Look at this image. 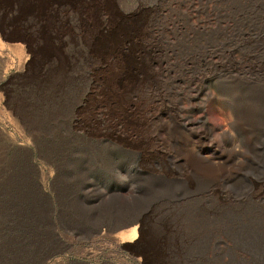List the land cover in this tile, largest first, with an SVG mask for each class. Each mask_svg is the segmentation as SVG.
I'll list each match as a JSON object with an SVG mask.
<instances>
[{"label":"rangeland","instance_id":"obj_1","mask_svg":"<svg viewBox=\"0 0 264 264\" xmlns=\"http://www.w3.org/2000/svg\"><path fill=\"white\" fill-rule=\"evenodd\" d=\"M114 9L154 59L130 127L85 96ZM39 24L0 6V264H264V0H82L56 83Z\"/></svg>","mask_w":264,"mask_h":264},{"label":"bare ground","instance_id":"obj_2","mask_svg":"<svg viewBox=\"0 0 264 264\" xmlns=\"http://www.w3.org/2000/svg\"><path fill=\"white\" fill-rule=\"evenodd\" d=\"M81 1L82 0H0L1 7H6L11 10L15 9L16 12L18 13L19 18L26 19V20L29 19L33 22L36 21L40 23L39 24V28H40L39 35L40 36L42 35L45 36L46 32L48 33L47 39L45 42L46 43L45 44L46 54H45L44 59L47 65L45 73L47 76L53 74L54 76L52 78L55 79L54 80L55 83L59 82L62 79L60 78L61 74L58 75L57 72L63 71L64 66H65V60L67 57L63 54L61 49L54 47L52 38L54 35L56 36L58 28H60L61 23L64 20H66L69 10H71V8L78 5ZM116 10L114 9V11L117 12L115 13L116 14L115 16L116 17L118 16V19L116 20V22H114L113 25L111 24L112 26H108L106 28V32L103 33L94 42L93 52L96 53L100 57V59L104 61L103 64H101V65H104V68H101L100 66V69H101L100 73L101 72L102 73L98 74V76L96 75L99 78L96 80L99 82L98 88H96V90L93 91L91 95H87V93L89 92L87 90L88 92L86 93L85 96L87 97V99L91 101L93 100L94 104L96 105H99V104L105 105V109H106L105 111H107L106 115H109L112 118L113 117L118 118L121 121V122L119 121L120 123H124L126 126L130 127V125H135L136 123L135 112L138 108L135 104H133L134 102H132V100L135 97L133 93V89L135 88V83H137L139 79H141L142 81L146 80L147 76L149 75V70H151V67L154 64V59H151L152 61L150 60L148 65H146L140 60L138 61V58L136 57L135 53L132 51L134 46L136 45L134 37L137 36L139 32L144 30L146 21L144 19L135 20L131 18L130 15H126V14H130L131 13L130 11H126L127 12L126 14L125 13L121 14V12L120 14H118V9ZM72 18H69V19H72ZM155 35L157 34L155 33ZM142 36L144 35L142 34ZM161 40L162 41L164 40L163 42H166V39L164 38H162ZM156 43H158V41ZM175 43L176 41L168 44L169 46L168 48H170L172 52L171 56H173V54H175L176 52L175 51L176 49L175 50L173 49V45ZM153 46L154 45H152L151 47L153 48ZM151 53H152V49H151ZM109 60L110 62H113V63L111 64L107 63V61ZM262 81L264 82V80ZM96 116L98 117L99 115H96ZM188 150H189L188 151L189 155L187 159L191 161V163H193L195 169L197 168L199 171L201 172L203 171L209 174L207 171H209L210 168L213 166V162H212L213 159L211 157H209L210 159L199 157L198 152H197V145L191 146L190 148H188Z\"/></svg>","mask_w":264,"mask_h":264}]
</instances>
